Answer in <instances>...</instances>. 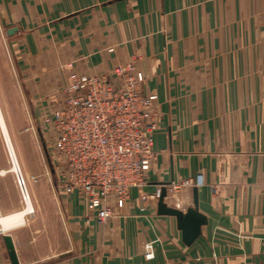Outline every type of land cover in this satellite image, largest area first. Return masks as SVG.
<instances>
[{
	"label": "crops",
	"instance_id": "crops-1",
	"mask_svg": "<svg viewBox=\"0 0 264 264\" xmlns=\"http://www.w3.org/2000/svg\"><path fill=\"white\" fill-rule=\"evenodd\" d=\"M0 33L34 97H53L71 73L133 62L159 117L145 188L104 222L88 219L77 197L54 194L65 217L66 246L49 257L58 259H29L45 239L0 224V264H12L6 234L21 264H264V0H0ZM198 174L209 222L189 246L176 217L141 195ZM171 185L169 205H193V188ZM39 190L57 216L52 191ZM18 207L2 199L0 215Z\"/></svg>",
	"mask_w": 264,
	"mask_h": 264
},
{
	"label": "built area",
	"instance_id": "built-area-1",
	"mask_svg": "<svg viewBox=\"0 0 264 264\" xmlns=\"http://www.w3.org/2000/svg\"><path fill=\"white\" fill-rule=\"evenodd\" d=\"M134 67L131 62L111 73H71L56 95H62L61 102L56 101L45 119L60 196L77 197L88 210L87 218L99 222L113 217L115 204L126 203L132 190L149 184L157 157L156 97L143 91L144 79L135 76ZM15 175L26 204L31 192L19 165ZM171 184L173 191L201 187L204 177ZM160 192L143 193L141 200H158Z\"/></svg>",
	"mask_w": 264,
	"mask_h": 264
},
{
	"label": "rangeland",
	"instance_id": "rangeland-1",
	"mask_svg": "<svg viewBox=\"0 0 264 264\" xmlns=\"http://www.w3.org/2000/svg\"><path fill=\"white\" fill-rule=\"evenodd\" d=\"M135 68L136 66L132 71L134 74ZM21 69L23 68L19 66L18 56L11 49V41L6 38V34L0 33V105L14 141L19 159L18 165L24 173L35 205V212L27 215L25 227L28 229L31 239L34 237L45 239L43 242L32 243L29 246V251H31L28 258L35 260L43 257L41 263H48L58 259V256L49 257L55 251L54 255L59 253L66 246L64 227L61 226L65 217L60 211L59 204H57L60 199L57 200L56 198H60L57 189V176L51 171L52 168L44 148L45 144L49 155L52 154L50 126L45 122V119L49 116L53 106L57 105L56 101L62 100V95L56 96L62 93V90L51 98L34 97L33 86L25 80ZM140 78L144 79L143 77ZM12 161L11 152L0 127V171L11 169L13 167ZM39 188L52 191V203L53 205L57 204L58 207L57 216L54 217L49 210V196L42 195ZM36 190L38 191L36 192ZM2 199L6 206H11L18 200L17 211L25 207L15 172L0 176L1 203ZM50 236L53 237L52 241L49 240Z\"/></svg>",
	"mask_w": 264,
	"mask_h": 264
},
{
	"label": "water",
	"instance_id": "water-1",
	"mask_svg": "<svg viewBox=\"0 0 264 264\" xmlns=\"http://www.w3.org/2000/svg\"><path fill=\"white\" fill-rule=\"evenodd\" d=\"M14 31L15 29H11L9 31V34H13ZM44 148L49 165L52 168L51 171L52 173H55V169L53 167L50 155L45 144ZM171 183L172 181L162 183L160 196L157 202V213L159 215L176 217L178 228L182 231L183 241L186 245L190 246L199 238V236H201L203 226L209 222V219L206 214L200 211L199 187L197 186L193 188L192 206L186 209H181L179 207L169 205L166 201V198L168 196V185H170ZM4 240L7 246L11 263L21 264L12 235H4Z\"/></svg>",
	"mask_w": 264,
	"mask_h": 264
},
{
	"label": "bare ground",
	"instance_id": "bare-ground-1",
	"mask_svg": "<svg viewBox=\"0 0 264 264\" xmlns=\"http://www.w3.org/2000/svg\"><path fill=\"white\" fill-rule=\"evenodd\" d=\"M0 127L7 141V146H8L9 151L11 152L12 159L15 163V165L13 164V167L11 169H2L0 171V175H6L9 172H15V170L18 169L19 159H18L17 152L14 146V141L12 139L7 122L5 120L1 105H0ZM34 211L35 209L33 206V198L31 196V199L28 200V202L25 204V208L19 211L10 213V214L0 215V224H2L5 230H9L15 227L22 226L26 224L27 215L34 213Z\"/></svg>",
	"mask_w": 264,
	"mask_h": 264
}]
</instances>
